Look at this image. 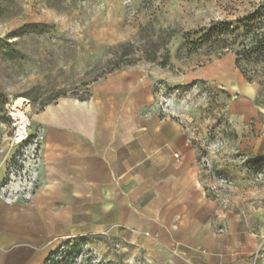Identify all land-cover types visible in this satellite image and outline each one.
Returning <instances> with one entry per match:
<instances>
[{"label": "crops", "instance_id": "crops-1", "mask_svg": "<svg viewBox=\"0 0 264 264\" xmlns=\"http://www.w3.org/2000/svg\"><path fill=\"white\" fill-rule=\"evenodd\" d=\"M229 58L232 121L264 156V81L249 83ZM223 62L189 80L221 79ZM157 87L150 72L126 69L33 116L45 136L39 181L27 197L0 191V264H45L77 241L114 264H252L264 228L210 195L198 147Z\"/></svg>", "mask_w": 264, "mask_h": 264}, {"label": "rangeland", "instance_id": "rangeland-1", "mask_svg": "<svg viewBox=\"0 0 264 264\" xmlns=\"http://www.w3.org/2000/svg\"><path fill=\"white\" fill-rule=\"evenodd\" d=\"M258 11L264 20V0H0L3 196H26L35 177L31 148L16 144L14 119L35 133L32 118L46 106L64 97L87 99L108 75L141 69L157 77L160 104L197 145L210 195L226 211L264 228V156L247 146L252 133L236 127L229 112L227 86L235 78L229 56L235 55L189 44L219 23L236 27ZM220 60L227 66L221 79L189 80ZM250 72L264 81V63ZM20 100L25 103L19 108ZM91 259L114 264L85 245L79 264Z\"/></svg>", "mask_w": 264, "mask_h": 264}, {"label": "trees", "instance_id": "trees-1", "mask_svg": "<svg viewBox=\"0 0 264 264\" xmlns=\"http://www.w3.org/2000/svg\"><path fill=\"white\" fill-rule=\"evenodd\" d=\"M262 18L258 11L244 17L236 27L219 23L203 33L196 42L189 44L195 48L205 47L210 53L233 52L236 57V67L244 78L249 83L257 82L259 77L251 75L250 67H257L264 63V20ZM7 54L10 58L15 57L11 52ZM152 62H156V59ZM161 66L167 67L166 63H162ZM66 245L69 247L68 250L60 251L58 248L50 254L45 264H76L86 244L77 241L67 242Z\"/></svg>", "mask_w": 264, "mask_h": 264}, {"label": "built area", "instance_id": "built-area-1", "mask_svg": "<svg viewBox=\"0 0 264 264\" xmlns=\"http://www.w3.org/2000/svg\"><path fill=\"white\" fill-rule=\"evenodd\" d=\"M14 128L17 129L18 133L16 135V144L19 146H27L28 148H31V158H32V167H33V173L35 174V177L31 181L30 185V191H34V189L37 186V183L39 181V167L41 163V157H42V149L45 141L44 132L42 129L38 128L35 133L28 134V127L29 124L22 121L19 117L18 119H14ZM28 195V193H27ZM24 196V197H27ZM18 197V196H16ZM69 247L66 245V243L62 244L60 246V251H66ZM96 256V254H95ZM83 257V253L78 257L76 260V264H79V261H81V258ZM97 257V256H96ZM100 260V259H99ZM92 264H97V260H92ZM252 264H264V246L258 250L252 257Z\"/></svg>", "mask_w": 264, "mask_h": 264}, {"label": "bare ground", "instance_id": "bare-ground-1", "mask_svg": "<svg viewBox=\"0 0 264 264\" xmlns=\"http://www.w3.org/2000/svg\"><path fill=\"white\" fill-rule=\"evenodd\" d=\"M225 70H227V66H225V65H221V66H219L218 68H217V71H218V73L219 74H221V73H223ZM24 103H25V101L24 100H20L19 102H18V107L20 108V107H23L24 106ZM17 107V108H18ZM18 108V109H19ZM18 113V112H17ZM20 115H22V114H20Z\"/></svg>", "mask_w": 264, "mask_h": 264}]
</instances>
